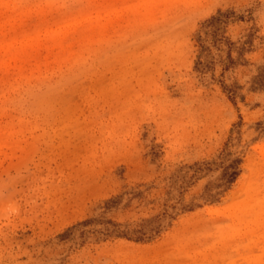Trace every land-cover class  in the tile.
Masks as SVG:
<instances>
[{
    "label": "rangeland",
    "instance_id": "1",
    "mask_svg": "<svg viewBox=\"0 0 264 264\" xmlns=\"http://www.w3.org/2000/svg\"><path fill=\"white\" fill-rule=\"evenodd\" d=\"M0 264H264V0H0Z\"/></svg>",
    "mask_w": 264,
    "mask_h": 264
}]
</instances>
